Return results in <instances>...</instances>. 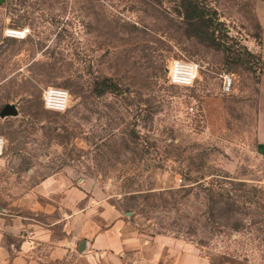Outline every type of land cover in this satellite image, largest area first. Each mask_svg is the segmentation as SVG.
I'll use <instances>...</instances> for the list:
<instances>
[{
	"label": "rangeland",
	"instance_id": "1",
	"mask_svg": "<svg viewBox=\"0 0 264 264\" xmlns=\"http://www.w3.org/2000/svg\"><path fill=\"white\" fill-rule=\"evenodd\" d=\"M197 1L212 20L204 28L208 39L188 29L181 0H0V110L16 109L0 115V217L33 219L37 234L66 242L72 205L89 211L98 227L112 207L125 231L150 238L159 235H151L154 219L145 220L142 233L144 219L120 207L128 185L120 177L138 175L139 186L151 190L191 188L186 208L196 216L206 209L198 184L226 179L224 191L238 194L230 220L240 229L213 227L205 214L197 224L201 243L179 239L213 263L264 264V155L254 138L264 66L253 48L254 0ZM8 29L26 35L9 36ZM175 59L197 64L192 86L169 82ZM223 72L232 75L230 92L222 90ZM104 78L114 89L99 95ZM48 86L68 91L64 112L43 107ZM142 140L153 148L139 160L133 151ZM52 175L62 189L47 195L41 183ZM74 187L79 201L68 192ZM83 240L64 244L66 263L70 252L83 253Z\"/></svg>",
	"mask_w": 264,
	"mask_h": 264
},
{
	"label": "crops",
	"instance_id": "2",
	"mask_svg": "<svg viewBox=\"0 0 264 264\" xmlns=\"http://www.w3.org/2000/svg\"><path fill=\"white\" fill-rule=\"evenodd\" d=\"M252 11L259 35L253 48L264 65V0H254ZM254 138L258 152L264 155V77L260 81ZM41 186L47 195L62 189L58 175L46 177ZM75 191L79 201L81 195L75 187L68 192ZM71 208L73 213L66 221L72 227V236L66 242L53 238L48 231L37 234L30 228L36 226L33 219L23 222L19 218L0 217V264H211L190 242L170 235L147 238L136 231H125L124 220L112 207L100 215L103 227H98L89 211L75 212L74 205ZM81 236L85 238L81 241L83 253L70 252L72 261L66 263L69 252L64 244H74Z\"/></svg>",
	"mask_w": 264,
	"mask_h": 264
},
{
	"label": "trees",
	"instance_id": "3",
	"mask_svg": "<svg viewBox=\"0 0 264 264\" xmlns=\"http://www.w3.org/2000/svg\"><path fill=\"white\" fill-rule=\"evenodd\" d=\"M180 6L182 7V18L184 23L187 25L188 29L193 35H196L200 39H208V35L204 28L208 27L212 20L209 17H206L208 12H205L203 6L197 0H181ZM216 14V12H212ZM259 37V35H258ZM259 56V54H258ZM259 61L262 64V61L259 56ZM263 65V64H262ZM264 66V65H263ZM114 87L110 79L104 78L102 85L97 89L99 95L104 94L107 91H113ZM134 138H139L138 135H133ZM133 142V140H131ZM143 144L140 148H137L138 151H133L134 155L141 160L144 155L150 153V148H153L149 142L145 140L141 141ZM123 150H129L130 145L128 141L122 143ZM118 154H120V149H116ZM156 154L158 153L154 150ZM167 152V151H166ZM169 154V152H168ZM167 157V156H165ZM162 166V165H161ZM160 167L159 163L155 166ZM183 180H190L186 174L180 173ZM136 177H120L123 179L124 183H127V186L121 188L122 195L118 199L121 202V209L124 213H129L130 218L133 219L136 215L144 219L139 222L138 225L140 232H145L150 226L157 225L156 231H153L151 235L154 234H172L176 238H181L183 236L187 237L190 242L197 240L198 243H201L200 236L197 234V224L200 223L202 217L210 218L213 227L219 226L224 229L239 230L240 223L237 220H230L233 212H235V206L237 202L238 194H230L231 191H224L222 187L223 183L231 184L230 180L226 179H212L208 182V186L198 184L197 188L205 194L203 196V203L206 209L201 211L199 216L192 214L186 208L188 198L190 196V189L186 187H180L177 189H166V190H151L154 187L143 188L140 187L139 183L136 181ZM201 178V177H199ZM128 180H130L128 182ZM195 180V179H194ZM198 181V180H196ZM133 184L135 185L134 187ZM217 189V191L215 190ZM206 190V191H205ZM197 196V195H196ZM198 197V196H197ZM154 219V222H151L149 225L144 226L145 220ZM166 219L170 220L169 223H166ZM225 219V220H224ZM223 224L221 221H223ZM164 224L171 226L166 228ZM206 225V224H203ZM211 264H220L213 263ZM233 264V263H231Z\"/></svg>",
	"mask_w": 264,
	"mask_h": 264
},
{
	"label": "built area",
	"instance_id": "4",
	"mask_svg": "<svg viewBox=\"0 0 264 264\" xmlns=\"http://www.w3.org/2000/svg\"><path fill=\"white\" fill-rule=\"evenodd\" d=\"M7 35L23 38L26 35V30L8 29ZM198 73L196 63L184 60H173L168 68L169 82L178 87H189L195 82ZM221 86L224 92H230L233 86L232 75L228 72L221 74ZM69 93L66 89L58 86H48L42 94L43 107L54 112H64L68 107Z\"/></svg>",
	"mask_w": 264,
	"mask_h": 264
},
{
	"label": "water",
	"instance_id": "5",
	"mask_svg": "<svg viewBox=\"0 0 264 264\" xmlns=\"http://www.w3.org/2000/svg\"><path fill=\"white\" fill-rule=\"evenodd\" d=\"M16 113V109L15 106L12 104H5L1 110H0V115L1 116H5V115H13ZM129 214V213H128ZM79 248L82 249L83 248V244L80 243Z\"/></svg>",
	"mask_w": 264,
	"mask_h": 264
},
{
	"label": "bare ground",
	"instance_id": "6",
	"mask_svg": "<svg viewBox=\"0 0 264 264\" xmlns=\"http://www.w3.org/2000/svg\"><path fill=\"white\" fill-rule=\"evenodd\" d=\"M1 150H2V142H1V139H0V153H1Z\"/></svg>",
	"mask_w": 264,
	"mask_h": 264
}]
</instances>
